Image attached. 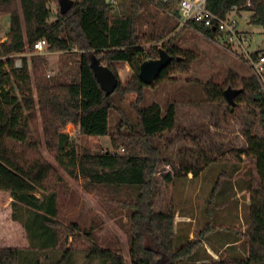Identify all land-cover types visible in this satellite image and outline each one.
<instances>
[{
	"label": "trees",
	"instance_id": "obj_1",
	"mask_svg": "<svg viewBox=\"0 0 264 264\" xmlns=\"http://www.w3.org/2000/svg\"><path fill=\"white\" fill-rule=\"evenodd\" d=\"M59 1L0 0V16L10 17L8 39L0 43V192L9 193L14 200L32 208L34 219L26 224V229H41L45 234L52 226L57 228L60 224L49 219L56 215L53 191L47 199L45 215L40 213L41 205L33 195L39 189L47 190L45 184L54 171L41 157L25 154L32 146L30 125L36 122V111L60 151L70 145L69 137L61 132V127L68 125L86 136H107L114 97L120 102L126 94L134 93L136 98L131 104L133 116L114 108L120 118L116 132L110 136L111 146L113 149L122 147L124 153L84 151L77 154L72 149L70 163L67 164L71 175L77 173L87 180L88 189L96 186L137 189L135 199L123 204L129 210L130 264H264V138L251 137L246 151L255 156L261 181L260 187L249 194V218L245 231L247 256L192 261L202 240L198 238L175 246L174 211L155 212L152 205V187L159 156L152 138L173 130L176 111L173 102H168L163 109L156 102L142 106L143 89L147 85L139 80L137 73L144 60L158 56L159 47L147 49L143 44L159 40L163 35L151 37L140 33L137 25L139 0H133L130 15L115 17L111 16L112 9L105 0H72L66 11L60 9ZM248 2L250 6L246 5ZM50 3L56 5L51 21L53 11ZM206 5L220 17L233 7L244 10L251 14V23L264 29V0H207ZM190 26L209 38L216 35L212 28L199 23H190ZM41 38L47 41L49 52H81L77 60V79L71 83H63L58 77L47 79L43 73V57L33 54L30 63L34 71V96L27 60L23 58L21 67L15 68L13 56L23 53L26 47L32 53L34 42ZM160 47L174 59L161 71L155 83L189 70L193 56L188 52L176 48L170 40ZM91 55L108 67L117 79L115 66L127 63L133 71L132 77L124 85L118 79L114 91L105 95L89 66ZM177 56L182 59L176 60ZM5 65L9 71H4ZM6 82L9 83L7 88ZM227 85L242 89L235 98L238 105L258 104L263 116L262 97L253 76L238 77L229 72L221 85L209 81L204 86L205 100L227 104L223 94ZM262 122L264 128V117ZM191 141L194 142L193 139ZM59 158L56 155V159ZM73 228L79 230L76 223L67 226L68 231L73 232ZM51 235L50 241L55 240L54 233ZM83 238L88 243L89 257H98L108 264H126L119 249L103 248L95 242L92 227L84 232ZM19 256L20 250L16 247H0V264H18Z\"/></svg>",
	"mask_w": 264,
	"mask_h": 264
},
{
	"label": "rangeland",
	"instance_id": "obj_2",
	"mask_svg": "<svg viewBox=\"0 0 264 264\" xmlns=\"http://www.w3.org/2000/svg\"><path fill=\"white\" fill-rule=\"evenodd\" d=\"M132 3L133 0H123L112 9L111 16L130 15ZM139 4L137 25L140 33L151 37L163 35L159 40L143 44L145 48L160 47L170 40L176 48L193 56L187 72L172 74L169 79L143 89L142 106L156 102L163 109L168 102H173L176 111L173 130L152 138L159 153L152 187L153 210L174 211L175 246L198 238L202 240L192 261L219 260L222 257L218 252L221 251L230 253L224 258L246 257L249 194L261 185L255 156L246 151L251 137L264 138L263 116L255 103L231 107L207 102L204 86L209 81L223 84L229 72L238 77H252L251 69L244 59L227 50L217 35L209 38L192 27L180 26L176 10L146 0H139ZM49 6L53 11L51 21L56 5L50 3ZM236 18L240 28L252 35L250 50L264 51L262 26L244 21L238 15ZM9 27L10 17L0 16V43L7 41ZM45 52L41 56L47 79L58 77L63 83L76 81L81 51ZM19 54L13 56L14 64L23 58L27 60L33 87L34 71L30 63L33 54L27 47ZM126 64L115 66L122 85L133 75ZM3 69L9 71L10 68L5 65ZM48 72L51 73L49 77ZM8 86L6 82L5 87ZM33 93L35 96L34 87ZM135 98L134 93L126 94L120 102L114 97L113 107L133 116L131 104ZM114 108L110 111L107 136H86L68 125L61 127L70 145L60 151L36 111V122L30 125L32 146L25 154L41 157L54 171L45 184L47 190L39 189L33 195L41 205L40 213L45 215L44 208L53 191L56 215L49 219L60 224L57 228L52 226L45 234L41 229L28 231L26 224L34 219L32 208L14 200L9 193L0 192V247L19 249L18 264H108L98 257L88 256V243L83 236L90 227L98 245L119 249L126 264H130L129 210L123 204L135 199L137 189L105 186L88 189L87 180L77 173L71 175L67 167L72 149L77 154L84 151L124 153L122 147L113 149L111 146L110 136L116 132L120 118ZM56 155L60 158L56 159ZM74 223L79 230L68 231L67 226ZM36 224L38 226V221ZM51 233L55 235L53 241H50ZM67 249L70 251L66 252Z\"/></svg>",
	"mask_w": 264,
	"mask_h": 264
},
{
	"label": "built area",
	"instance_id": "obj_3",
	"mask_svg": "<svg viewBox=\"0 0 264 264\" xmlns=\"http://www.w3.org/2000/svg\"><path fill=\"white\" fill-rule=\"evenodd\" d=\"M123 0H105L110 9H115ZM156 5L170 7L177 11L180 26H190V23H199L206 28H212L216 35L221 38L223 46L233 52L236 56L244 59L251 69L253 77L256 79L259 92L262 97V109L264 117V51L250 50L252 35L240 28L236 15L241 19L249 20L250 16L246 15L244 10L231 8L223 17L212 13L206 5L207 0H146ZM250 6L248 2L246 4ZM48 48V43L44 38L38 39L33 44L32 54L43 55ZM15 55H20L15 54ZM14 55V56H15ZM15 68L21 67V59L14 64ZM50 72L46 75L50 76Z\"/></svg>",
	"mask_w": 264,
	"mask_h": 264
},
{
	"label": "water",
	"instance_id": "obj_4",
	"mask_svg": "<svg viewBox=\"0 0 264 264\" xmlns=\"http://www.w3.org/2000/svg\"><path fill=\"white\" fill-rule=\"evenodd\" d=\"M72 5V0H60L59 6L62 11H66ZM174 59L165 49L158 48V56L156 58L144 60L138 68L137 76L139 80L147 85H153L159 78L161 71L168 66V64ZM176 60L182 58L177 56ZM93 75L99 84L105 95H110L117 86L118 79L116 75L106 66L102 65L100 61L94 56H90L89 64ZM242 92L241 88H234L231 85H227L224 89L223 94L227 101V104L231 107H236L238 104L235 98Z\"/></svg>",
	"mask_w": 264,
	"mask_h": 264
},
{
	"label": "crops",
	"instance_id": "obj_5",
	"mask_svg": "<svg viewBox=\"0 0 264 264\" xmlns=\"http://www.w3.org/2000/svg\"><path fill=\"white\" fill-rule=\"evenodd\" d=\"M127 65V64H126ZM7 247H9V246H7ZM222 252V251H221ZM221 252H218L219 253V256H221L222 258H224V257H226V256H228V255H230V253L229 252H227V251H225L224 253H221ZM237 256L238 255H233L232 257H234V258H237ZM242 258V257H241Z\"/></svg>",
	"mask_w": 264,
	"mask_h": 264
}]
</instances>
